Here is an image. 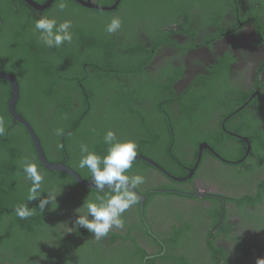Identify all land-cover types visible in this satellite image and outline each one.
I'll return each mask as SVG.
<instances>
[{
    "label": "trees",
    "instance_id": "16d2710c",
    "mask_svg": "<svg viewBox=\"0 0 264 264\" xmlns=\"http://www.w3.org/2000/svg\"><path fill=\"white\" fill-rule=\"evenodd\" d=\"M4 1L7 0H2L0 5V71L15 78L19 87L16 112L32 126L49 162L64 164L83 180H89L90 171L78 166L82 155L80 145L87 144L90 151L105 155L108 145L103 137L109 130L121 142L135 141L138 144L137 156L151 159L177 178L186 176L187 169L194 165L198 143L206 141L217 152L211 139L207 141L199 135L205 111L211 105H219L206 91L205 84L211 86L212 82L198 76L193 85L191 83L184 93L177 95L172 85L178 80L181 69L166 63L163 68L154 67L153 71H146L145 66L160 46L182 47L176 41L170 42V30H166L164 23L151 27L142 25L145 21L147 23L146 14L153 8L160 13L171 11L177 25L184 21L186 24L190 11L192 17H196L210 5L221 7L224 12L226 7L233 13L236 8L244 9L245 17L259 18L254 15L257 10L255 4L261 5L264 0H253L249 5L245 4L248 0H121L112 11L88 9L74 0H65L68 6L64 12L58 8L60 0H54L44 11L35 10L21 0H12L14 5L8 0L7 6ZM34 1L43 3V0ZM115 2L93 0V4L99 7H110ZM44 16L55 17L58 23L71 20L72 42H66L59 48H48L39 42L34 21ZM114 16L121 18L122 26L116 33L109 34L106 26ZM222 16L220 14L218 20ZM176 33L186 34L191 42L195 38V30L190 26ZM143 35L150 42L149 48L145 46ZM10 92V84L0 79V120L5 127V134L0 136V262L101 264L90 253L92 242L87 238L90 232L77 228L74 222L77 209H80V214L86 212L81 207L86 200L106 198L108 189H88L65 173L45 169L25 129L18 123H12L7 109ZM248 111L250 109L244 108L238 115ZM228 114L222 112V117ZM220 122L221 119L214 130L223 134ZM57 129H62L63 134L57 135ZM254 138L261 139L258 135ZM186 140L193 142V159H184V152L178 149L179 144ZM26 162L37 164L43 177L38 189L40 196L35 200L28 199L31 181L24 176L22 167ZM143 171L145 174L139 175L145 178V182L137 191L141 195L149 193L145 209L157 194L151 190L179 189L171 180L166 185L153 186L154 177L150 172L155 169L142 160L133 161L127 174L132 176ZM48 196H54V202L46 204L42 212L38 206ZM25 205L34 211V215L21 219L15 210ZM139 205L138 201L129 208L131 211L123 214L125 227L113 235L129 237L141 229V213L132 209ZM129 214H132L131 223H126ZM184 227L192 231L189 223ZM172 229L177 231L178 228L173 226ZM165 237L172 240V237ZM66 238L70 241L65 242ZM250 239L235 251V264L251 257L252 251L245 252L244 248H255L257 254L259 249H263L264 239ZM214 250L217 251L216 248ZM122 251L119 253L117 250V254L121 255L123 264H144L142 252L131 254L129 248ZM210 252L213 264H220L227 258L228 262L223 264H232L230 255L222 249L218 250L217 256ZM259 257L264 258V254ZM163 260L168 264H188L185 256L165 257Z\"/></svg>",
    "mask_w": 264,
    "mask_h": 264
},
{
    "label": "flooded vegetation",
    "instance_id": "af4514ba",
    "mask_svg": "<svg viewBox=\"0 0 264 264\" xmlns=\"http://www.w3.org/2000/svg\"><path fill=\"white\" fill-rule=\"evenodd\" d=\"M32 1L38 5L49 2L43 0L40 4ZM80 1L93 3V0ZM252 1L248 0L245 4L249 5ZM7 3L8 0L4 1L6 6ZM255 6L254 15L259 18L245 17L244 9L236 8L233 13L226 7L224 12L221 7L210 5L206 14L203 11L192 17L190 11L186 24L184 21L178 25L170 15L171 11L160 13L153 8L146 14L148 20L142 26L164 23L166 30H170V42L176 41L182 48L160 46L144 69L153 71L154 67L163 68L166 63L181 69L178 80L172 85L177 95L184 93L191 83L193 85L198 76L212 82L211 86L205 84L206 91L219 105H211L205 111L200 125L202 134L199 135L207 141L211 139L217 152L206 141L198 143L196 161L182 178L172 176L157 164L167 174L182 181H174L153 167L155 171L150 172L154 177L153 186L166 185L171 180L179 189L151 190L157 194L146 209L149 193L142 195L145 197L143 204L140 202L139 207L132 209L141 213L143 226L129 237L113 235L119 232L115 228L99 240L94 234H88L87 238L92 242L90 253L101 264H123L117 250L120 253L126 248L131 254L142 252L144 264H168L163 259L172 256H185L188 264H213L210 250L217 256L220 249L227 252L229 262L235 264V251L244 241L249 238L256 241L264 239V11L259 10L264 9V1ZM220 14L222 19L218 20ZM210 15L214 16L210 18ZM188 26L195 30L193 42L186 34L176 33ZM142 38L149 48V40L144 35ZM213 89L217 92L213 93ZM244 108L250 111L238 115ZM222 112L229 114L222 117ZM220 119L223 134L214 130ZM257 135L261 139L254 138ZM178 149L184 152V159H193L192 141L180 143ZM237 157L238 160H229ZM138 174H145V171ZM131 215L126 217V223H131ZM186 223L190 224L192 231L185 230ZM173 226L178 228L177 231H173ZM165 236L172 237V240ZM69 241L65 239V242ZM244 249L248 253L252 251V255L239 264H256L260 254H264V243L259 254L255 248ZM103 253L105 256H102ZM223 262H228V258L221 260L220 264Z\"/></svg>",
    "mask_w": 264,
    "mask_h": 264
},
{
    "label": "clouds",
    "instance_id": "9594fccd",
    "mask_svg": "<svg viewBox=\"0 0 264 264\" xmlns=\"http://www.w3.org/2000/svg\"><path fill=\"white\" fill-rule=\"evenodd\" d=\"M66 6L65 0H60L58 8L62 11ZM121 26V18L114 16L107 24L106 31L113 34L120 30ZM34 31L38 33L37 40L48 48H59L66 42L71 43L74 35L71 20L58 23L55 17L47 16L34 21ZM4 134L5 127L0 120V136ZM56 134L62 135L63 130L57 129ZM103 141L108 145L106 154L103 156L90 151L88 145L82 143L80 145L82 155L78 166L80 169L87 168L90 171L97 190H104L107 186V197L98 198V201L86 200L81 206L86 209V212L80 214V209H77L78 215L74 222V226L87 229L97 240L106 237L114 228L122 230L125 227L123 214L141 199L137 189L145 182L142 175L127 174L137 157L138 144L135 141L121 142L112 130L106 132ZM22 167L24 176L31 181L28 199L35 200L40 196L38 189L41 187L43 177L35 163L26 162ZM54 199V196L45 197L38 207L43 212L45 205L53 203ZM15 211L21 219L34 215V211L26 205L17 207ZM69 231H71L70 228ZM256 264H264V258L257 259Z\"/></svg>",
    "mask_w": 264,
    "mask_h": 264
},
{
    "label": "water",
    "instance_id": "95a60500",
    "mask_svg": "<svg viewBox=\"0 0 264 264\" xmlns=\"http://www.w3.org/2000/svg\"><path fill=\"white\" fill-rule=\"evenodd\" d=\"M23 2H25L26 4H28L30 7H32L35 10L38 11H42L43 9L50 7L51 3L54 0H49L48 3H46L45 5H38L36 3H34L32 0H22ZM77 1L81 6L88 8V9H95L98 11H112L114 9H116V7L118 6L120 0H116V2L114 3V5L110 6V7H99L94 5L93 3H83L80 0H75ZM0 26H1V20H0ZM0 79L1 80H5L7 81L10 86H11V92H10V99L9 102L7 104V109L9 112L10 117L12 118V123H18L20 124L26 131L34 149L35 152L37 154V157L41 163V165L45 168L48 169L50 171H55V172H62L67 174L68 176H70L77 184H79L82 187L88 188V189H93V190H97L93 184V180L92 178H90L89 180H83L74 170H72L71 168H69L68 166L64 165V164H54L49 162L43 152V149L41 147L40 141L36 135V133L34 132L32 126L25 120L22 118V116H20L17 112H16V101L18 99L19 96V89H18V84L15 80V78L7 73H3L0 71ZM135 160H142L146 163H148L149 165H151L152 167H154L157 170H160L161 172H163L168 178L174 180V181H182V179H176L175 177L170 176L169 174H167L165 171H163L154 161H152L149 158H145L143 156H137L135 158ZM134 160V161H135ZM105 189H107V186L105 187ZM139 193V192H138ZM141 199L139 200V202H141V204H143L145 197L142 196L139 193Z\"/></svg>",
    "mask_w": 264,
    "mask_h": 264
}]
</instances>
